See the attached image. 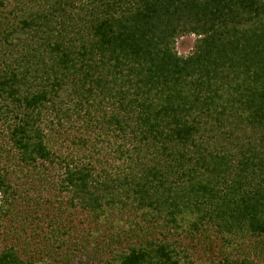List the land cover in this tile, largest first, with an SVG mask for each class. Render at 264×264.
I'll return each instance as SVG.
<instances>
[{"label":"trees","instance_id":"1","mask_svg":"<svg viewBox=\"0 0 264 264\" xmlns=\"http://www.w3.org/2000/svg\"><path fill=\"white\" fill-rule=\"evenodd\" d=\"M0 264H264V0H0Z\"/></svg>","mask_w":264,"mask_h":264},{"label":"rangeland","instance_id":"2","mask_svg":"<svg viewBox=\"0 0 264 264\" xmlns=\"http://www.w3.org/2000/svg\"><path fill=\"white\" fill-rule=\"evenodd\" d=\"M194 38L195 37L191 35V36H185L179 39L177 41V49L179 53H187L192 46Z\"/></svg>","mask_w":264,"mask_h":264}]
</instances>
